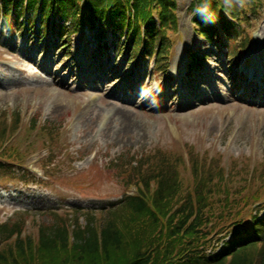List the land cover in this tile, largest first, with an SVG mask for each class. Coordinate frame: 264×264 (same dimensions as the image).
<instances>
[{
  "label": "trees",
  "instance_id": "1",
  "mask_svg": "<svg viewBox=\"0 0 264 264\" xmlns=\"http://www.w3.org/2000/svg\"><path fill=\"white\" fill-rule=\"evenodd\" d=\"M263 5L264 0H192L189 12L195 32L209 42L219 40V25L229 59L238 60L249 49L250 23ZM0 7L4 26L13 17L17 31L40 41L50 31L67 54L79 29L101 24L103 36L109 21L112 31L126 33L122 48L132 60L140 52L152 56L162 77L179 32L177 0H0ZM54 17L67 25L55 30ZM190 56L196 68L199 59ZM19 117L0 113V183L50 186L52 155L64 147L61 129L32 119L20 136ZM37 141L47 149L41 164L47 180L23 166ZM184 148L113 160L110 167L125 177L126 190H136L97 212L49 210V222H34L31 231L25 228L26 212L0 222V264H264V190L250 192L252 183L264 182V160L253 165L242 159L225 168L220 156ZM236 177L243 182L232 189L228 184Z\"/></svg>",
  "mask_w": 264,
  "mask_h": 264
},
{
  "label": "rangeland",
  "instance_id": "2",
  "mask_svg": "<svg viewBox=\"0 0 264 264\" xmlns=\"http://www.w3.org/2000/svg\"><path fill=\"white\" fill-rule=\"evenodd\" d=\"M178 2L183 28L167 78L152 75L153 60L146 56L126 67L127 53L120 50L124 33L109 28L105 37H99L101 24L91 31L82 27L72 36L69 58L61 56L55 35L31 43L26 34L27 38L14 32L12 22L3 31L0 27V113H18L23 123L20 136L32 119L58 126L64 144L52 155L49 168L58 179L54 177L50 186L0 183V222L14 221L26 212L25 228L31 231L34 222H49V210L97 212L130 192L125 177L110 163L155 148L192 145L209 156H220L225 168L242 159L253 165L264 160L263 97L256 92L247 96L244 82L239 83L242 73L253 79L264 74V9L251 23L249 51L233 63L223 54L225 34L220 32L216 53L192 30L188 0ZM54 24L57 29L67 22L54 17ZM191 50L207 55L200 70L190 73L192 87L184 77ZM203 72L207 84L200 80L202 76L205 80ZM46 151L37 141L23 166L38 169L37 161L46 157ZM242 182L236 177L228 185L234 189ZM252 184L251 193L264 190L263 181Z\"/></svg>",
  "mask_w": 264,
  "mask_h": 264
}]
</instances>
